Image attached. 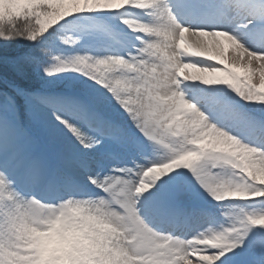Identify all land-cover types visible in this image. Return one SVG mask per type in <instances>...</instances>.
Returning <instances> with one entry per match:
<instances>
[{
  "label": "rangeland",
  "instance_id": "1",
  "mask_svg": "<svg viewBox=\"0 0 264 264\" xmlns=\"http://www.w3.org/2000/svg\"><path fill=\"white\" fill-rule=\"evenodd\" d=\"M247 1L0 0L2 34L31 7L45 32L0 86V264H264V0ZM169 203L191 238L143 216Z\"/></svg>",
  "mask_w": 264,
  "mask_h": 264
},
{
  "label": "trees",
  "instance_id": "2",
  "mask_svg": "<svg viewBox=\"0 0 264 264\" xmlns=\"http://www.w3.org/2000/svg\"><path fill=\"white\" fill-rule=\"evenodd\" d=\"M37 10L33 7L28 9V11H23V17L15 20L13 17L8 21L2 23L1 29L3 34L0 37V86L3 84L5 79L11 80L14 84H20L22 82V77L16 73L13 68L6 64L7 58H12L19 55L24 48H28L31 45V37L38 34V30L41 27V22L39 18L35 21V15ZM25 86L26 81H24ZM33 84L32 82H29ZM10 87L13 86L11 83H7ZM13 88V87H12Z\"/></svg>",
  "mask_w": 264,
  "mask_h": 264
},
{
  "label": "bare ground",
  "instance_id": "3",
  "mask_svg": "<svg viewBox=\"0 0 264 264\" xmlns=\"http://www.w3.org/2000/svg\"><path fill=\"white\" fill-rule=\"evenodd\" d=\"M151 21V20H150ZM155 23V22H154ZM187 227V226H186ZM188 229V228H187Z\"/></svg>",
  "mask_w": 264,
  "mask_h": 264
}]
</instances>
